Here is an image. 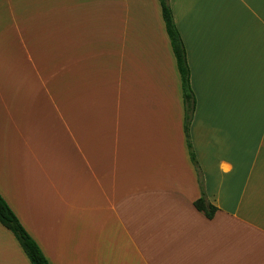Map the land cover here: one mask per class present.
Here are the masks:
<instances>
[{"label":"crops","instance_id":"obj_1","mask_svg":"<svg viewBox=\"0 0 264 264\" xmlns=\"http://www.w3.org/2000/svg\"><path fill=\"white\" fill-rule=\"evenodd\" d=\"M18 2L0 19V195L48 263L264 264V0H169L210 219L158 0ZM0 264H31L1 224Z\"/></svg>","mask_w":264,"mask_h":264},{"label":"trees","instance_id":"obj_2","mask_svg":"<svg viewBox=\"0 0 264 264\" xmlns=\"http://www.w3.org/2000/svg\"><path fill=\"white\" fill-rule=\"evenodd\" d=\"M158 2L160 5L162 20L164 22L165 30L170 42L180 78V88L184 108L183 130L188 155L196 172L198 185L201 191L200 197L194 201V206L198 211L202 212L208 219H210L213 217L216 207L212 205L206 198L202 172L196 160L190 140L189 128L193 118L195 98L190 86V69L187 63L186 51L176 27L169 0H158ZM0 224L14 235L31 264H49L38 244L27 233L1 195Z\"/></svg>","mask_w":264,"mask_h":264},{"label":"rangeland","instance_id":"obj_3","mask_svg":"<svg viewBox=\"0 0 264 264\" xmlns=\"http://www.w3.org/2000/svg\"><path fill=\"white\" fill-rule=\"evenodd\" d=\"M18 1L19 0H11V2H8L7 0H2L1 4L2 3L3 4L9 3L10 5L6 9H1V4H0V13L3 12V15H0V19H2L1 17H3L4 15L11 16V17H13L15 14L19 15V2ZM94 1H97V0H94ZM45 2H46V0H26V6H28L27 9L29 10V12L27 11L28 12V16H29V14L34 12L35 9H37V8H35L37 5H40L41 3L48 4V3H45ZM21 8H23V7H21ZM3 27H4V24L0 21V33L2 32ZM10 29L14 30L13 27H10ZM3 56H6V54H3ZM3 56L0 54V66H3V68L5 70H7V68H6V67H8L7 66V60ZM11 74H16V72H13Z\"/></svg>","mask_w":264,"mask_h":264}]
</instances>
